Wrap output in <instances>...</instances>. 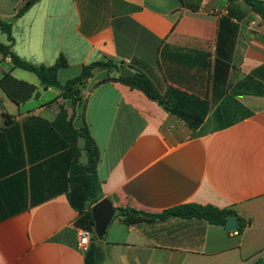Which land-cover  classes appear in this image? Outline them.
Masks as SVG:
<instances>
[{
  "label": "crops",
  "instance_id": "obj_1",
  "mask_svg": "<svg viewBox=\"0 0 264 264\" xmlns=\"http://www.w3.org/2000/svg\"><path fill=\"white\" fill-rule=\"evenodd\" d=\"M29 1L0 0L22 61L51 68L64 57L62 82L84 67L122 63L161 94L177 89L210 111L192 131L139 90L105 81L118 74L101 69L73 104L0 52V80L9 73L37 89L16 104L0 87V264H85L78 235L86 222L68 200L73 156L52 125L61 108L99 149L100 201L115 210L100 239L102 264H264L262 19L227 0H38L17 18ZM0 45H10L1 28ZM186 204L232 210L245 229L180 218L128 223L139 218L132 211Z\"/></svg>",
  "mask_w": 264,
  "mask_h": 264
},
{
  "label": "trees",
  "instance_id": "obj_2",
  "mask_svg": "<svg viewBox=\"0 0 264 264\" xmlns=\"http://www.w3.org/2000/svg\"><path fill=\"white\" fill-rule=\"evenodd\" d=\"M38 0H31L26 3L23 9L17 14V18L22 16L28 9ZM231 3L242 2L250 8V10L258 15L264 22V1L262 0H227ZM12 21L0 20V28L4 34L7 35L9 46L0 45V52L5 58L11 60L12 66L30 72L38 77L41 84L45 88H57L61 91V98L69 100L73 104L81 101L80 92L84 83L94 75L92 69L100 67L102 71H106L109 75L118 74L117 78L108 77L107 80H116L124 83L134 90H139L146 95L150 100L157 102L169 114L182 120L186 126L196 131L204 123L209 114V104L195 96L186 94L174 88H169L166 94H161L156 88L154 82L146 74L129 67L135 72L133 77H121L119 75L120 67L124 64H118L114 61H107L105 63H98L96 65L84 67L77 77L62 82L58 78V71L61 68L68 66L64 57L60 58L57 65L51 68L45 66H35L22 61L14 55L10 48L14 42L12 35ZM0 87L3 92L16 104L28 101L36 94V87L25 82L16 80L11 74L6 73L0 80ZM169 103L167 105L166 103ZM54 129L64 139L67 146L71 148L73 156V165L71 170V190L68 195V200L72 208L77 211L85 220L84 228L95 229L91 207L96 205L102 198L101 182L97 174V167L100 159L99 149L92 139L87 128L77 130L73 126L72 118L65 108H61L56 120L53 122ZM84 140V147H79V141ZM82 151L87 157V164L80 163ZM119 213H125L126 210L118 209ZM132 213L139 215V218L128 221L129 224L141 222L144 219L157 218L166 220L170 218L180 219H197L206 221L212 225L227 226V221L230 217L237 215L232 210L220 209L213 205H198L186 204L174 207L159 215L143 214L136 211ZM239 219V218H238ZM239 225L236 231L243 232L245 223L239 219ZM104 260V253L100 239L94 232L91 241L90 249L85 254V264H102Z\"/></svg>",
  "mask_w": 264,
  "mask_h": 264
},
{
  "label": "water",
  "instance_id": "obj_3",
  "mask_svg": "<svg viewBox=\"0 0 264 264\" xmlns=\"http://www.w3.org/2000/svg\"><path fill=\"white\" fill-rule=\"evenodd\" d=\"M98 70H100V67L93 68L92 74H95ZM119 74L124 78L133 77L136 75L135 72L125 66L120 67ZM166 104L169 105L168 102ZM91 212L95 223V233L99 239H102L106 234V231L115 215V210L112 206V203L109 200L105 199L97 203L92 208ZM238 225L239 221L234 217H230L227 221L226 228L228 231L233 232L237 230Z\"/></svg>",
  "mask_w": 264,
  "mask_h": 264
},
{
  "label": "built area",
  "instance_id": "obj_4",
  "mask_svg": "<svg viewBox=\"0 0 264 264\" xmlns=\"http://www.w3.org/2000/svg\"><path fill=\"white\" fill-rule=\"evenodd\" d=\"M78 237H79L78 248L80 252H82L83 254H86L90 249L93 234L89 230L82 229L79 231Z\"/></svg>",
  "mask_w": 264,
  "mask_h": 264
},
{
  "label": "rangeland",
  "instance_id": "obj_5",
  "mask_svg": "<svg viewBox=\"0 0 264 264\" xmlns=\"http://www.w3.org/2000/svg\"><path fill=\"white\" fill-rule=\"evenodd\" d=\"M99 72V71H98ZM99 73H102V71H100ZM28 75H30L31 77H34L35 78V76L33 75V74H28ZM112 75H116V74H112ZM111 75V76H112ZM108 76H110L109 74H108ZM84 160H85V157H84Z\"/></svg>",
  "mask_w": 264,
  "mask_h": 264
}]
</instances>
